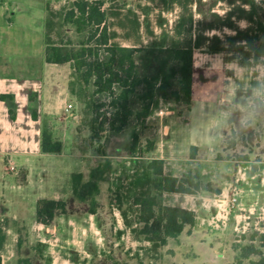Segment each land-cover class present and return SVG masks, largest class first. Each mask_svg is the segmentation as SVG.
I'll use <instances>...</instances> for the list:
<instances>
[{"label": "rangeland", "instance_id": "374dc122", "mask_svg": "<svg viewBox=\"0 0 264 264\" xmlns=\"http://www.w3.org/2000/svg\"><path fill=\"white\" fill-rule=\"evenodd\" d=\"M74 1L0 0V54L3 59L5 47L8 60L15 64L10 72L29 78L42 76L49 12L61 13ZM88 1H102L106 11L123 12L130 7L140 16L139 6H150L151 28L157 36L162 33L159 24L170 32L181 14L179 5L166 11L150 0ZM198 1L192 0L189 7L195 23L204 19L199 10L210 21L216 14L225 17L242 6L241 0H202V5ZM254 1L259 13L264 14V0ZM232 20L240 30L249 28L244 19ZM116 30V42L132 44L125 41L122 30ZM142 34L145 47L149 46L152 39L144 30ZM235 34L224 28L210 32L209 36L217 35L225 41L226 36ZM53 38L56 42L62 38L79 40L73 31L61 32L60 38L54 34ZM240 46H235L239 48L236 51L195 52L191 100L176 103L158 97L145 128L140 129L143 145L149 139L155 146L152 153L143 157L137 154L136 168L128 154V131L120 135L104 133L101 142L93 143L92 85H84L79 90V100L66 104L72 103L71 114L56 119L58 135L66 148L61 155L46 159L48 169L53 173L72 169L75 176L87 179L91 169L105 164L106 180L101 183L96 215L89 213L87 204L71 196L75 203L64 221L72 225L53 238L52 250L38 264H251L264 256V56ZM137 62L142 71L152 68L149 47L137 55ZM165 127L171 129L169 134L164 132ZM157 157L165 158L168 173L179 178H199L211 183L214 189V193L197 194L198 206L193 196L166 197V203L178 204L183 200L187 210L199 211V217L191 234L187 229L179 241L170 240L164 247H155L135 231L140 226L134 202L141 188L133 185L134 179L137 172H144V165ZM8 167L11 172V166ZM37 179L24 186L23 195L41 192L45 186ZM17 182L14 174L0 172V191L11 190ZM47 183L52 185L50 180ZM235 192L238 202L233 205L231 198ZM205 198H212L213 203H206ZM2 233L5 234L4 230ZM245 248L254 249L258 255L242 258Z\"/></svg>", "mask_w": 264, "mask_h": 264}, {"label": "trees", "instance_id": "16d2710c", "mask_svg": "<svg viewBox=\"0 0 264 264\" xmlns=\"http://www.w3.org/2000/svg\"><path fill=\"white\" fill-rule=\"evenodd\" d=\"M150 1L158 2L166 11L173 10L176 5L181 7V14L170 32L159 24L162 33L157 36L151 28L150 6L140 5V16L137 10L130 7L123 9V12L106 11L102 1L76 0L61 13L50 11L46 20L45 61L50 64L72 62L83 84L94 88L90 124L93 143L101 142L104 133L120 135L128 131V154L135 168L139 163L137 154L143 157L152 153L155 146V142L149 139L143 145L140 130L145 128L155 100L158 97L176 103L191 100L195 52L203 49L211 53L236 51L239 48L235 46L239 43L240 47L250 48L257 56H264V14L259 13L260 8L254 0H241L242 6L237 11L225 17L216 14L213 16L215 19L210 21L203 10H199L204 19L197 23L189 10L192 0ZM198 2L202 5V0ZM246 6L250 7L249 10L244 8ZM233 17L247 21L249 28L240 30L234 24ZM224 28L236 34L226 36L225 41L217 35L209 36L210 32ZM116 29L122 30L125 41L132 44L116 42ZM56 30L58 32L55 33ZM143 30L148 39H152L146 47ZM68 31L76 33L79 40L74 42L71 38H62L59 42L54 41V34L60 38L61 32ZM148 47L152 51L153 66L148 71H142L137 55ZM1 100L8 104L10 117L15 120L14 97L2 95ZM29 100L33 104L32 118L38 120L37 95L31 94ZM62 149V142L53 137L50 127H44L42 152L59 154ZM164 165L161 159L150 160L143 166L142 174L137 172L133 183L141 188L134 202L138 207L137 223L140 226L135 231L155 247L167 246L170 240L179 241L187 229L191 234L196 223L194 211L165 206L162 201L164 193H214L212 184L204 183L199 178L165 176ZM104 169L105 164H99L90 170L87 179L75 174L72 176V195L77 202L89 206L91 215L97 214V198L101 194V183L106 180ZM150 184L153 188L149 187ZM67 210L66 201L42 199L37 203V220L50 226L57 216L66 214ZM128 225L131 226L130 223ZM4 237L0 230V244ZM252 254L258 255L254 249L245 248L241 256L249 259ZM18 264L34 263L31 258L21 257ZM251 264H264V256L261 255L259 261Z\"/></svg>", "mask_w": 264, "mask_h": 264}, {"label": "crops", "instance_id": "0c3cea01", "mask_svg": "<svg viewBox=\"0 0 264 264\" xmlns=\"http://www.w3.org/2000/svg\"><path fill=\"white\" fill-rule=\"evenodd\" d=\"M6 52L7 49L4 47L3 59L0 54V172H5V175L14 174L18 182L16 186H12L11 190L0 191V230L5 232L4 241L0 244V256L2 264H18L21 257L31 258L34 264H38V261L52 250L53 238L61 235L72 225V222L64 221V219L69 216L70 207L75 203L71 199V180L75 172L72 169H65L61 173L60 171L53 173L48 169L45 161L46 159L48 161L50 156L61 155L65 150L66 144L64 139L61 140L62 136L58 135L59 127L56 119L68 113L66 104L69 101L72 102L77 98L79 100V90L82 91L84 84L78 77L72 62L50 64L45 61V55L43 74L40 78H29L24 74L17 75L10 72L11 69H15V64L8 60ZM31 94L37 95L38 120H34L31 115L33 107L29 100ZM2 95L14 97L15 120L10 117L8 104L1 100ZM79 121L80 118L76 116V122L79 123ZM44 127H50L53 137L59 138L62 142L61 153L42 152L41 139ZM164 132L169 134L171 129L165 127ZM156 159L164 161L165 176L179 178L178 175L167 172L165 158L157 157ZM6 162L8 166H14L15 170L8 172L9 167L5 164ZM35 177L45 187L37 195H23L22 189L32 183ZM49 180L52 181L50 186L47 183ZM168 195L184 198L193 196L196 198L194 204L196 206L199 204L200 195L164 193L162 201L165 206L187 209L183 200L178 204L166 203ZM42 199L66 201L67 213L57 216L50 226L40 223L37 220V203ZM203 200L208 204L213 203L212 198ZM190 210L196 213L197 220L199 211L195 208Z\"/></svg>", "mask_w": 264, "mask_h": 264}, {"label": "built area", "instance_id": "2783aa9c", "mask_svg": "<svg viewBox=\"0 0 264 264\" xmlns=\"http://www.w3.org/2000/svg\"><path fill=\"white\" fill-rule=\"evenodd\" d=\"M73 109V105L69 104L66 108V112L70 113ZM11 170H15L14 166H11ZM238 202L237 193L235 192L233 194V197L231 198V203L235 205Z\"/></svg>", "mask_w": 264, "mask_h": 264}]
</instances>
